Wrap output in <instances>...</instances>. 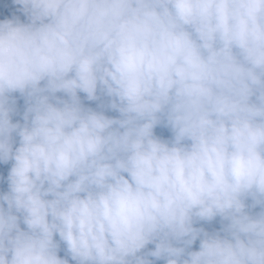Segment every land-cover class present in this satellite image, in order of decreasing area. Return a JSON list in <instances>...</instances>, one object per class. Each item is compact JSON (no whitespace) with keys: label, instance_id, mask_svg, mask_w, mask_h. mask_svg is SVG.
<instances>
[{"label":"clouds","instance_id":"9594fccd","mask_svg":"<svg viewBox=\"0 0 264 264\" xmlns=\"http://www.w3.org/2000/svg\"><path fill=\"white\" fill-rule=\"evenodd\" d=\"M12 3L0 264H264V0Z\"/></svg>","mask_w":264,"mask_h":264},{"label":"trees","instance_id":"16d2710c","mask_svg":"<svg viewBox=\"0 0 264 264\" xmlns=\"http://www.w3.org/2000/svg\"><path fill=\"white\" fill-rule=\"evenodd\" d=\"M23 6L22 5H17V4H13L12 0H0V20H4V19H13V18H19L21 22H27V18L25 16V14L23 13ZM13 97L16 100V114L13 115L12 119L13 122H17L20 121L21 123L22 121V114L25 110V98L22 97L19 93H13L12 94ZM80 97H81V101L82 103L86 106V107H92L94 109L97 108L98 104L100 103V101H88L85 97V94L83 93H79ZM57 96H60L62 98H66L63 96L62 93H57ZM106 114L109 116H117L118 113L113 112V111H106ZM17 139V145L18 146V137ZM11 161L8 164H0V177H2V179H0V192H6L7 189V173L11 167ZM21 227L24 228L25 226L23 225V223H21ZM55 239H59V237H55ZM154 244H149L143 251L144 252H148L150 250H154ZM62 258H68L69 259V264H75V261H72L70 257H68L66 255V252L64 250V246L63 244H61V250L58 253ZM150 259H153L154 264H165L164 260H155L154 258L149 257Z\"/></svg>","mask_w":264,"mask_h":264},{"label":"rangeland","instance_id":"374dc122","mask_svg":"<svg viewBox=\"0 0 264 264\" xmlns=\"http://www.w3.org/2000/svg\"><path fill=\"white\" fill-rule=\"evenodd\" d=\"M154 132L156 135H158L160 138L162 139H170L171 138V132L168 129L162 128L160 126H158L156 129H154ZM248 203H251V201L249 200ZM251 211L253 213L260 211V208L257 207L255 209H251ZM226 223V222H224ZM195 227H203L206 231L209 232H216V231H220L223 224L221 222V219L219 217L215 218L213 221L211 222H199L197 224L194 225ZM191 250H199V240H197L193 245Z\"/></svg>","mask_w":264,"mask_h":264}]
</instances>
